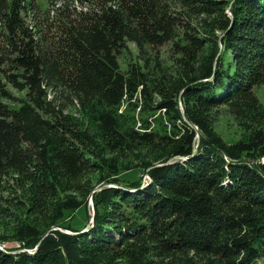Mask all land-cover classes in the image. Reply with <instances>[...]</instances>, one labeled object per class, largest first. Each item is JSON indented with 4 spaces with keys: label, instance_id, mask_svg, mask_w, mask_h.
<instances>
[{
    "label": "trees",
    "instance_id": "trees-1",
    "mask_svg": "<svg viewBox=\"0 0 264 264\" xmlns=\"http://www.w3.org/2000/svg\"><path fill=\"white\" fill-rule=\"evenodd\" d=\"M195 1L203 13L213 4ZM161 3L47 0L42 9L39 0H0V176L15 171L31 183L29 193L37 187L51 191L57 186L51 178L79 174L81 162L108 163L98 148H146L152 154L141 163L150 175L146 186L136 179L127 186L136 189L131 192L115 175L105 178L118 185L95 193L94 222L86 231L64 222L66 208L86 206L69 198L54 207L57 221L51 215L50 228L22 223L17 236L26 250L11 254L1 245L0 264H259L264 105L255 89L264 85V0H235L217 39L199 33L193 43H176L183 77L155 105L151 89L163 82L151 74L157 78L165 71L150 73L134 64L124 71L120 55L129 40L144 50L150 41L174 39L175 22ZM36 9L46 16L43 22L35 21ZM59 32L63 41L55 46L64 45L62 50L52 46ZM12 87L26 96H15ZM66 91V105L77 103L92 114L93 131L80 129L71 113L56 108ZM137 92L160 110L143 120V131L125 129L117 112ZM223 105L245 136L227 141L218 133L212 112ZM110 166L114 173L117 162ZM131 218L134 224H128ZM125 239L134 240L130 254H110Z\"/></svg>",
    "mask_w": 264,
    "mask_h": 264
},
{
    "label": "rangeland",
    "instance_id": "rangeland-1",
    "mask_svg": "<svg viewBox=\"0 0 264 264\" xmlns=\"http://www.w3.org/2000/svg\"><path fill=\"white\" fill-rule=\"evenodd\" d=\"M42 5V9L47 7V0H39ZM157 3V1H155ZM235 3V0H213V4L210 9L203 13L202 9L198 6L201 4L199 1L192 0H162L165 9L168 11L166 15L173 19L175 22V37L173 40H168L165 43L158 44L150 41L144 50L134 40H129L124 51L120 55L121 68L124 71H128L131 65L143 66L146 71L150 73H160L158 68H162L165 71L163 76L155 78L154 74H151L155 81H162L163 85L159 88L153 87L151 89V100L156 105L157 102L163 100L165 92L171 87L173 82L179 81L183 77L180 58L181 55L176 52L178 46L176 43H193V35H207L212 36L213 39H217L218 35L221 34L223 27L228 23V19L231 14V7ZM51 8V7H50ZM35 21L43 22L46 16L42 10L36 9ZM233 18V17H232ZM59 30V29H58ZM53 32V31H52ZM51 32V33H52ZM57 41L52 44L55 46L59 41H63L60 37V32L55 36ZM61 39V40H60ZM64 45H57L55 49L62 50ZM55 56L64 58L67 55ZM179 69V70H177ZM162 74V73H161ZM12 91L15 96H26V91H19L12 87ZM261 102L264 105V85L257 86L255 89ZM66 91L64 96L60 94L59 98H56V108L66 109L72 116L75 117L76 124L80 125V129H89L93 131L95 121L93 120L92 114L80 105H66L65 101L68 100L66 97ZM54 94V93H52ZM65 100V101H64ZM180 106L185 107L183 98L180 97ZM117 108V107H116ZM118 115H121V121L123 127L128 129L134 126L135 129H141L140 127L145 126L143 120H152L156 115H159L160 110L154 111L153 108L149 107L145 98L141 93H136L134 96L126 99L122 105L117 109ZM50 117L49 115H44ZM212 119L215 124V128L218 133L222 134L227 141L237 140L242 136H245L246 132L243 130L237 118L223 105L212 112ZM152 126L158 128L157 123H153ZM78 129V128H77ZM152 129V130H153ZM74 140L69 134L67 136ZM87 149V148H86ZM142 152H126L117 150H105V148H98V157L109 160L108 163L103 160L104 166L92 167L87 163H82L79 167V174H61L51 178L52 181L57 182L56 188L51 191H39L37 192L34 188L28 192V186L31 185L27 182L23 174H19L15 171H5L0 176V246L2 249H11V254H17L26 250L24 245L18 240L17 233L22 223L31 222L38 223L42 230H46L49 227L50 216L55 215L54 207L58 204L64 203L69 198H76L86 202V206L76 209H65L64 222L71 223L77 228L86 231L93 225L95 210V193L101 192L105 187L117 186L118 184L106 183L105 178L115 175L119 180V185L127 188L128 191H134L136 189L127 187L132 181L139 179L143 181V186H146L150 182V175L148 169H143V161L152 157V154L146 153V148L142 149ZM87 151V150H86ZM89 160L94 159V156L87 152L85 154ZM117 162V170L113 173V169L110 164ZM178 160L175 158L170 161ZM180 159V158H179ZM105 163V164H104ZM141 164V165H140ZM111 170V172H110ZM57 174V173H55ZM119 187V186H118ZM131 188V189H130ZM119 197L117 196V199ZM16 201H21L19 204ZM122 207V206H121ZM120 218L123 215L119 214ZM55 222V217H52ZM139 221L140 219L137 218ZM136 221L135 218L127 221L131 224ZM63 224V223H62ZM53 229H63L59 225L52 226ZM68 231V230H67ZM124 244L112 246L108 251L111 253H124L129 255L131 247L128 245L134 240H124ZM128 245V249L127 246ZM31 251V250H30ZM148 256H151L150 253ZM124 258L122 261H124ZM119 260V259H118ZM121 261V260H119ZM158 262H162L158 260ZM258 263L264 264V252L259 257Z\"/></svg>",
    "mask_w": 264,
    "mask_h": 264
},
{
    "label": "water",
    "instance_id": "water-1",
    "mask_svg": "<svg viewBox=\"0 0 264 264\" xmlns=\"http://www.w3.org/2000/svg\"><path fill=\"white\" fill-rule=\"evenodd\" d=\"M68 232H70V231H68ZM70 233H77V232H70ZM47 234V233H46ZM1 247V246H0ZM2 248V247H1Z\"/></svg>",
    "mask_w": 264,
    "mask_h": 264
}]
</instances>
